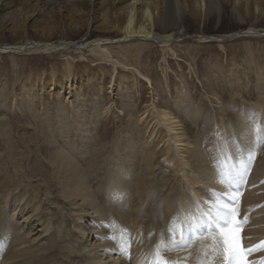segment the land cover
<instances>
[{
    "label": "rangeland",
    "instance_id": "rangeland-1",
    "mask_svg": "<svg viewBox=\"0 0 264 264\" xmlns=\"http://www.w3.org/2000/svg\"><path fill=\"white\" fill-rule=\"evenodd\" d=\"M29 4L26 11L34 9V3ZM39 6L40 4L36 8L38 9ZM12 10L13 8H8L6 11H0V20L2 17L11 18ZM185 11L184 21L179 27V35L168 43L167 47L160 48L154 40H151L147 42L150 47L146 48L139 58L129 59L128 64L136 69L141 77L122 69L114 75L110 65L93 66L95 62H92V58L95 51L103 49L109 54L124 45L143 42L133 40L123 42L125 39L114 32L107 35L94 30L96 24L92 16L87 19L86 27L81 28L78 33L73 25L69 27L61 19L62 29L54 31V35L49 40L46 33L36 28L38 25L35 22L34 24L33 20L27 24L28 29L24 33L10 31L12 25L9 24V18L2 23V26L0 24L1 29L5 28L3 32L0 30V48L24 45L23 49H25L27 48L25 44L33 43L38 39L54 46L60 45L59 51L47 54L28 51L18 53L16 52L18 50L0 53V160L4 158L5 131L9 127L10 132L15 136L17 133H23V138L27 140L26 148L30 149L32 156L37 154L42 168L44 166L46 169L45 164L56 155L53 153L56 148L69 154L75 151L73 148L78 147L91 152L92 155H95L94 152L100 153L103 148L104 156L109 153V148H118L117 156L110 157L111 162L114 159L119 168L132 171L131 183L134 186L140 181L139 178H142L140 168L143 169V163L146 159H150L153 167L149 166L151 173L146 174L145 180L154 183L153 189L156 191L157 187L161 191L160 195L165 192L175 196L176 199L170 204L173 205L171 210L176 212L167 219L166 226L164 223V226H161L164 220L162 213H156L153 222V213L145 214L146 206L136 199L135 188L129 183L120 185V189L117 190L122 195L117 196L115 207L119 208L120 214L128 213L130 208L133 209L135 219L139 221V224L133 227L136 230H133L130 225L121 223V218L114 214V208L111 206L109 209L99 206L103 213L98 218L94 213L98 212V209L92 211L90 207L85 208V212L92 215L89 217L95 218L92 219L93 222L87 221L88 217L85 218L82 213L84 212L82 201L79 198L61 195L60 186L56 182L43 181V176L31 178L32 186L38 184L42 192L38 198V211L25 209V205L21 204L16 209V205L12 206L11 203L10 198H13L15 192L10 185L7 195H2L5 189L0 192V208H3V211L10 210V221L18 228L19 235L25 243H22L23 246L19 245L20 242L10 246L13 247V252H23L20 261L36 260L38 259L35 258L36 256H42L41 251L45 247L48 235L55 232L61 237L56 248L59 254L56 264H84L88 259L92 262L96 261L95 257L99 260L94 264H123V261L126 264H151L156 249L147 250L152 257L138 260L144 256L143 254L137 258L138 253L144 248L141 241L147 242L148 248L152 244L151 241L157 245L164 235L169 239L168 226L172 218L182 212L180 204L183 202V206L194 201L190 197L192 196L190 192L201 189L198 190L199 200L201 207L204 208H207V205L202 203V200L204 202L216 200L213 193L217 194V198L225 199L222 192L215 191L216 187L211 185L213 175L220 178L219 180L224 172L231 176L232 173L234 174L232 171L234 162L246 160L247 162L244 163L246 168L243 166V169L250 168L247 169L244 182L235 194V207L239 209L241 206L244 212L247 210L252 212L251 219L247 215L245 223L244 218H241L244 212L239 213L238 210L239 220L242 221L243 231L242 229L241 231L246 234L242 235L243 242L264 237V34H252V36L246 34L247 29H253L258 33L264 31V11L258 20L249 21L246 17L243 23L234 13V5H227L219 16L206 18L202 14L197 22L187 17V8ZM255 14L257 15V12ZM40 20L42 18H36L38 23ZM72 32L76 33L75 36ZM18 34L23 37L14 40ZM200 38L203 39L199 40ZM87 40L89 42H86ZM65 42L71 45L69 51L63 52L61 43ZM98 43L107 45L104 49L96 46ZM64 65H70L69 67L74 71V75L70 78H63L66 67ZM51 76L53 79L50 78ZM160 111H164L170 121L165 122L164 119V122H161L165 115L161 117L158 114ZM158 115L159 119H157ZM239 124L249 129L241 137L236 132ZM220 140L224 141L225 146L224 144L223 147L221 146ZM118 141L120 142L117 143ZM197 149L203 151L202 156L208 161L206 166H209L207 168L210 175L209 180L206 179L207 174L204 170L202 173L206 176L204 179L202 176V179L205 182L201 181L193 186L187 184L184 178V181L180 180L183 173H177L175 162L179 160L178 164L182 165L186 161L190 165L186 173L189 179L195 182L198 172L195 170L193 160L187 158L189 154L186 151L192 155ZM249 152L255 153L252 160L245 158L248 157ZM92 155L83 158L82 166L93 160L95 162V157ZM3 167L4 164L0 162V169ZM10 169L7 168L9 173ZM116 175L119 180V171ZM109 176L106 181L112 182L114 178L111 170ZM204 183H209L207 184L209 187ZM147 184L148 182L144 186L141 184L139 190L144 193ZM222 185L227 191L231 189L226 182ZM211 186L214 189L210 188ZM94 187L96 188L94 185L90 186L91 189ZM24 192L29 196L32 192L31 187L26 188ZM45 192L50 196L45 197ZM124 194L126 199L122 198ZM184 194H186L185 198ZM177 197H181L182 200ZM129 199L132 201L129 202ZM225 200L231 203L228 199ZM97 204L94 202L95 208ZM36 215L40 218L39 222L35 221ZM68 220H73V224ZM252 220L257 224L251 226ZM123 221L130 223L128 219ZM4 226L8 227V224ZM209 226L211 229L209 234H212V231H215L214 225L209 223L206 227L207 231ZM29 229L34 230L33 233H30ZM120 229L128 231L122 232ZM206 229L199 234L200 240L204 242L209 239ZM136 231L139 238L135 236L131 239L132 232ZM252 231L253 233L248 234ZM159 232L163 236H157ZM255 232L259 234L254 235ZM98 235H103V238ZM53 236L56 239L55 234ZM192 240L194 241H189L188 238L185 243L191 242L189 247L199 245L200 240ZM254 243L246 247L255 246ZM108 245H110V253H106L108 249L104 250ZM67 246L69 249L66 248ZM211 248L210 252L219 257ZM160 251L170 262L176 260V256L171 255L170 251L174 254L179 252L167 247L161 248ZM261 253H264V250L254 251L251 259L256 262L264 260V255L258 256ZM109 254L111 257L106 259ZM205 259L209 261L208 256H205ZM2 260L0 264H9L5 261L1 262ZM40 260L41 258L37 262ZM180 262L183 264V261ZM181 263L178 260L176 262V264Z\"/></svg>",
    "mask_w": 264,
    "mask_h": 264
},
{
    "label": "bare ground",
    "instance_id": "bare-ground-1",
    "mask_svg": "<svg viewBox=\"0 0 264 264\" xmlns=\"http://www.w3.org/2000/svg\"><path fill=\"white\" fill-rule=\"evenodd\" d=\"M29 3H34V7H33L34 9H30V10L26 11ZM39 4H40V6L37 9L36 7H38ZM227 5H234V13L237 15L238 19L241 20L240 22L244 21L246 19V17H247V20H249V21H252L254 19L258 20L260 15L264 11V0H0V11H6L8 8H13V10H14V11L12 10V14H11L12 17L9 18L10 17L9 16L8 17L9 19L2 17V19L0 20V24L2 26V23L7 21V19H8L9 24L12 25L10 31H12L13 33H16L18 31L24 33L28 29L27 24L33 20V23L35 22L38 25V27H36V28H38V30L40 32H42L44 34L46 33L48 35L47 40H49L54 35V31H58V30L62 29L61 28V22H60L61 19H63L64 23L67 26L70 27L73 25L74 30L76 31V33H78V32H80L79 30L81 28L86 27V24L88 22L87 19L90 16H92V20L94 21V24H96L94 26V30H96L98 32H102L103 34H107V35L113 34V32H114V33L118 34L120 37H123L125 39V41H123V42H128L126 40H129V41L133 40V41H137V42L142 41L143 42V43H137V44L129 45V46L128 45H126V46L124 45L123 47L121 46L122 48H120L119 50H116V51L113 50L112 53H109V54H107L108 52L105 53L103 49H102L103 51L102 50H98L97 52L95 51L94 52L95 54L93 53L94 58H92L93 59L92 62H95L93 64V66L94 65H96V66L97 65H110L112 74H114V75L117 74L118 70L122 69V71H131L132 75L134 73H136V74H138V76H140V74L137 73V71H135L136 69L134 70V68L130 67V65L128 64L129 59L134 58V57L139 58V56H141L144 53V50L146 48L150 47L149 45H147V42H150L151 40H154V42L156 44H158V46L160 48L167 47L168 43L172 42V40H174V38L178 37L177 35H179V33H180L179 27L182 24V21H184L183 18L185 16V12H186L185 9L186 8H187V13H186L187 17H190L192 20L197 22L199 19H201L202 14L206 18L209 16H213V15L219 16V14L223 11V9ZM36 9H37V11H36ZM62 12L64 14H62ZM255 12H257V15L255 14ZM37 17L42 18V20H40L39 23L36 21ZM39 24H42V26H39ZM32 28H33V26H32ZM0 30H1V32H3L5 30V28H3V29L0 28ZM247 30H248V31H246L247 36H252V34H257V35L264 34V31L262 33H258V31H255L253 29H247ZM74 33L75 32H72V35ZM75 34H74V36H75ZM21 37H23V35L18 34L14 37V40L20 39ZM202 39L203 38H200L199 40H202ZM99 40H101V39H98V41ZM86 42H89V41L87 40ZM58 44H60V43H58ZM61 45H62L61 48H63L61 50H63V52H64V50L69 51V45H71V43L65 42V43H61ZM106 45L107 44L98 43L96 46L104 48ZM25 46H27V48H25V49H23L24 45L20 46V47H16V46H12V45L5 46V47L0 48V53L9 52L10 50H13L11 52H15V50H18V51H16L18 53L23 52V51H28V52H34V53L39 52V53H46L47 54V53L57 52L60 50V48H59L60 45L54 46V45H52L48 42H45L43 40H40V39H38V41H35L33 43H27V44H25ZM109 51H110V49H109ZM148 51H150V50H148ZM114 57H115V59H114ZM64 66H66V67H64L65 69H64V73H63L64 74L63 78L64 77L70 78L71 75H74V71L71 69V67H69L70 65H64ZM50 78H52V76ZM52 79H51V81H52ZM58 88L62 89L59 86H58ZM68 94H69V92H68ZM158 114H160V116L162 117L165 115V112L160 111ZM161 117H160V119H161ZM157 119H159V115H158ZM163 120L165 122L170 121V119L166 115H165V118H163L161 122H164ZM158 123H160V121H158ZM156 124H157V121H156ZM61 126H63V125H61ZM6 128H8V127H6ZM9 128L6 129V131H5L6 135L4 134L5 135V141L3 144L4 145V151H3L4 152L3 153L4 158H2V159H4V161H2V159L0 160V162H2V164H4V167L2 169H0V179H1V181H0V192H1V190L5 189V193H3L2 195H7L8 194V192H7L8 186L11 185L14 188L13 190L15 192V195L13 196V198L11 197L10 199H11L12 206L16 205V209L21 204L23 206L25 205V209H28V210L30 209V211H32V210L38 211V209H37V205L39 204L38 198L42 192H41V189H40L38 184H35L34 186H32L31 178L34 176H40V177L43 176L44 177L43 181L45 180L47 182H50V181L56 182V184L60 186L61 190H59V192L61 193V195L66 196V197L72 196L74 198H79L80 201H82V208L84 210V212H82V213H84L85 218L88 217L87 221H89V222H91V221L93 222V220L95 218L94 217L90 218L89 216H92V215L86 213L85 208L90 207L92 209V211H93V209H95V210L98 209V212H94V213H96L97 218H98L103 213V210L100 211L99 206H101L103 208L107 207L108 209L111 206L112 208H114V214L115 215L117 214L121 218L120 220H121L122 224H128V225H130L131 229L136 230L133 227L138 225L139 221H136L135 212H133V209L130 208L127 211L128 213L120 214L121 211L119 210V208L115 207V203L118 201L117 196L122 195L117 189H120L119 188L120 185L122 186V184L126 185L128 183L130 186H132V188L133 187L135 188L136 191L134 194L136 196V199L137 200L139 199L140 204H143V206H146L144 209V213L145 214H148L149 212L153 213L152 221H153L154 217H156V213L160 212V213H162L163 218H164L163 222L161 223V226H164L165 223H167V219H169L170 215H173L176 212V210H173V209H172L173 211L171 210V207L173 205L170 206V204L171 203L173 204L174 203L173 201L176 200L175 196L168 194V193L166 194L165 192H163L160 195L159 192H161V191L158 190V188L156 186L155 187L157 190L155 191V189H153L154 183H152L149 180L148 181L145 180L146 174L148 175L151 173V172L149 173V169H150L149 166L153 167V164H152L150 159H146V161L143 163V169H142V167L140 168L141 173H142V175H141L142 178L141 179L139 178L140 181H137L135 183L136 186H134V184L131 183L132 171H130L128 169L119 168L118 164L115 163V161H113L114 159L111 162L110 157L117 156L118 148H109L108 149L109 153L106 156H104V154H103V148L101 149L100 153L94 152L93 154H95V155H92L91 152L90 153L86 152L85 149L83 150V149L78 148V147L73 148V149H75L74 152L69 151L70 152L69 154H68V152H66L64 150L62 151L61 149L58 150L56 148V150L53 152L56 155H54L53 158L48 160L45 164L47 167V169H46L44 166L42 168L37 154L35 153V156L34 155L32 156L30 149L26 148L27 140L25 138H23V136H24L23 133H17V135L15 136L12 132H10ZM59 128H62V127H59ZM169 129L173 130L172 128H169ZM248 130L249 129H246V127L243 124H239L236 132L239 133V135L241 137ZM218 135H220V134H218ZM14 137H16V138H14ZM256 137H257V135H256ZM179 140H181V139H179ZM120 141H118L117 143H119ZM219 142H220L221 146H222V144H224L223 146H225V143L223 140H220ZM178 143H180V141H178ZM217 146H219V143L217 144ZM245 148H246V146H245ZM44 150H48V148H46ZM53 150H54V148H53ZM97 151H99V150H97ZM135 151H137V150H135ZM202 152L200 151V149H197L196 151H193V154L191 155L190 152L186 151V153L189 154V156L187 158H190L191 160H193V163L196 167L195 170H197V172H198V177L197 176L195 177V182L191 181L188 177V174L186 173L188 170L187 167H189L190 165L186 161H184L182 163V165L184 167H182V165L180 163L178 164L179 160L175 162V165L178 169L177 173L178 172L183 173L182 174L183 177L181 176L182 178L180 179L181 181H184L183 180V178H184L186 180L185 182L187 184H191L194 186V184L199 183L201 181H204L203 179L206 176V175L203 176L204 170H206L205 173L207 174L206 179L209 180V175H210L209 174L210 172L208 170L209 166H206V165H208V163H207L208 161L203 159ZM225 153H226V151H225ZM245 153L247 154L246 151H245ZM136 154H137V152H136ZM89 155H92L93 157H95V162L93 160V161L88 162L87 164L85 163V165L82 166L83 158L86 156L89 157ZM222 156H224V155H222ZM148 158H149V156H148ZM245 158L248 159V157H246V156H245ZM88 159H90V158H88ZM92 162H94L93 165H92ZM232 162H234L233 159H232ZM246 162H247V160L234 162L235 166L233 167V170H232V171H234V174L231 172L233 175L232 174H231V176L229 175V180L226 181V183L231 186V189H229V191H227L223 187L222 183L219 180L220 178L214 176L213 174H212L213 179H211L212 175L210 176V179L212 181L211 185L213 184L216 187V189H214V187L212 188V186L210 188L214 189L215 191H220V192H222V194L227 193L228 196L237 194L239 191L240 185H242L244 182L246 171H248V170L245 171V169H243V166H244V168H246L245 164H244ZM6 166L9 169L12 168V170L10 169L11 170L10 173L7 170ZM97 166H100L99 169L96 168ZM246 166H247V164H246ZM248 168H250V167H248ZM43 169L48 173L44 172ZM110 170L112 173V177L114 178V180L112 182H110V180L106 181L107 177L110 178V176H109ZM207 170H208V172H207ZM210 170H211V168H210ZM253 170L255 171V169H253ZM118 171H119V176H120L119 180H118V177L116 175ZM253 174H254V172H253ZM263 174H264V172H263ZM202 176H203V179H202ZM1 182H3V184ZM146 182H148V184H147V187L145 186L146 190L143 193V191H140L139 189L141 187V184H142V186H144L146 184ZM206 182H207V180H206ZM233 183H236V184L234 185ZM92 184L94 186H96V188L94 187L93 189H91L90 186H93ZM207 184H209V183H207ZM207 184H205V185H207ZM4 185H5V187H4ZM207 186L209 187V185H207ZM29 187H31L32 192L28 196V194L25 195L26 191L24 192V190L26 188H29ZM210 188H208V189H210ZM198 190L201 191L200 188L197 189L196 191H193V192L189 191L190 193H192V196H190V197L193 198L194 201H192L188 204H185L183 206H182V204H183V202H182L180 204L181 205L180 211H182V212L179 211L180 213H185V212L192 213L194 211V209H193L194 203L198 202L200 204V200H199L200 193H198ZM128 191H132V190L128 189ZM208 191H210V190H208ZM208 191H206V192H208ZM126 192H127V190H126ZM180 192H182V191H180ZM189 192H187V194ZM202 192H203V190H202ZM45 193H46L45 197L50 196L47 192H45ZM227 195H223L225 197V199H227L226 198V197H228ZM176 196H177V194H176ZM178 196H180V195H178ZM185 196H186V194H184V198H185ZM122 198L126 199V194H124L122 196ZM177 198L182 200L181 197H177ZM191 198H188V199L190 200ZM215 198L217 199V196H215ZM221 200H222V198H221ZM131 201L132 200L129 199V202H131ZM185 201L186 200H184V203H185ZM94 202L96 204L98 202L96 208L94 207ZM176 202H178V201H176ZM22 203H24V204H22ZM154 203H156V204H154ZM202 203H204V200H202ZM34 204H35V206H34ZM176 205H177V203H176ZM178 207H179V204H178ZM16 211L17 210H15V212ZM261 211H263V210H261ZM242 212H244V209L241 210V213ZM246 212L247 211H245V213ZM9 214H10V210L9 211H3V208H0V260L3 259L1 262L5 261L6 263H9V264H56V260L58 259V256H59V254L56 251V248H57V243H60L59 241H60L61 237H59L58 233L56 234L55 232H52L48 235V237L45 241V247L41 251L42 256H36L35 258L38 257V259H36V260H33V259H31L29 261H27V260L20 261L19 260L20 258L23 257V252H21V251L13 252L12 250H14V249H12L13 247L11 248L10 246L13 245L14 243H17V242H20L19 245L23 246L22 243H24V241H23V238L19 235L18 228L14 227L12 222L10 221L11 217ZM8 219H9V221H8ZM123 219L124 220L128 219L130 221V223H126V221L124 222ZM250 219H251V217H250ZM35 221L36 222L40 221V218H38L37 215H36ZM69 221L70 220H68V222ZM71 221H72L71 224H73V220H71ZM206 222L207 221L204 219L203 220H201V219L197 220L195 222L197 224V227H196L195 231L192 232L193 235H198L200 237V235H199L200 231H202L203 229H206ZM261 222H262V220H261ZM149 223L150 222H148V224ZM163 223H164V225H163ZM4 224H8V227H5ZM145 224H147V223L145 222ZM158 224H160V223H158ZM255 224H257V222H253V220L250 221L251 226H253ZM60 225H61V223L59 224V229L61 232L62 228L60 227ZM153 225H155V224H153ZM57 228H58V226H57ZM151 228H153V227H151ZM213 228H214V226H213ZM208 229H209L208 231L206 229V232L209 234L211 231L210 226L208 227ZM155 230H156V228H155ZM33 231L31 229H29L30 233H33ZM242 231H243V229H242ZM242 231H241V235L245 236L246 235L245 232L243 234ZM192 233H189L188 235H192ZM212 233H213V231H212ZM251 233H253V231L249 232L248 234H251ZM53 234H55L56 239L54 238ZM103 234H104V232H103ZM257 234H259V233H256V232L254 233V235H257ZM158 235H161L160 232L157 233V236ZM135 236L139 238L137 231L132 232L131 239H134ZM99 237L103 238V235L99 236ZM208 238H209L208 241L204 242L205 244H202L200 246L198 245V247L196 246L195 248H191V249H189V251L187 253L181 254V256L184 258H187V259H190V257H195V259H197V254H202L203 258L197 259L195 261V264H218L219 260L222 257L221 256L216 257L215 254L210 252V248L212 247V245L214 243L212 234H209ZM191 241L193 242L194 240H191ZM256 241H258V242H256ZM261 241H264V237H261L258 239L254 238L249 242H246V243L243 242V243L245 246H249L254 242H255L254 244L258 245V244H260ZM141 242L143 243L144 248H143V251L141 249V251L138 253L139 255L137 254L138 255L137 258L142 256L143 254L145 256L147 254V250L150 251V249H153L154 245L156 244L155 242L151 241L152 244L147 248L146 246H148L149 244H146L147 242H145V241H141ZM14 245H16V244H14ZM66 248L69 249V246H67ZM107 249H108V252H106V253H110L109 252L110 245L104 247V250H107ZM178 249L179 248H177L176 250H178ZM262 250H264V249H262ZM7 251H8V254H6ZM179 255H180V252L175 253L176 260H178V262L180 263V261H183V258L180 257ZM262 255H264V253H261L258 256H262ZM205 256H208L209 261H208V259H205ZM110 257H111V255L109 254L106 257V259L110 258ZM147 257H149V256H147ZM40 258H41V260L39 262H37ZM95 258H96V261L99 260L98 257H95ZM142 258H139L138 260H141ZM171 258H173V257H171ZM150 259H152V258H150ZM248 259L252 260L251 256H249ZM174 260H175V258H174ZM88 261H85V263L87 262V264H94V262H96L95 260L92 262L91 259H88ZM174 262L175 261H172V263H174ZM123 264H126V262L123 261ZM134 264H136V263H134Z\"/></svg>",
    "mask_w": 264,
    "mask_h": 264
},
{
    "label": "snow or ice",
    "instance_id": "snow-or-ice-1",
    "mask_svg": "<svg viewBox=\"0 0 264 264\" xmlns=\"http://www.w3.org/2000/svg\"><path fill=\"white\" fill-rule=\"evenodd\" d=\"M255 156L254 152H249L248 159L252 160ZM247 169H245L246 171ZM229 180V174L224 172L221 174V183ZM217 196L216 193L212 194ZM227 195V193L223 194ZM229 202H223L219 198L216 200H208L204 203L207 208L201 207L196 202L193 205L192 213L185 212L177 213L169 223V239L163 238L156 246V252L153 255L151 264H172L166 260L161 254L160 249L167 247L169 249H177L187 247L185 243L189 238L188 234L195 231L197 220L203 218L214 225L215 231L212 233L214 243L211 250L222 257V264H264V260L259 262L248 259L254 251L264 249V241L260 244L246 247L243 243L244 238L241 235L242 223L238 219V210L235 207V195L227 197ZM247 222V217L244 218ZM122 232H127V229H120ZM115 239V237H109Z\"/></svg>",
    "mask_w": 264,
    "mask_h": 264
}]
</instances>
